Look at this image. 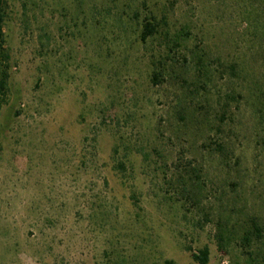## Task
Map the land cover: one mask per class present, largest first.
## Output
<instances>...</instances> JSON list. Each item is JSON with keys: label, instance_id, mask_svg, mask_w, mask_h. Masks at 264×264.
I'll use <instances>...</instances> for the list:
<instances>
[{"label": "rangeland", "instance_id": "rangeland-1", "mask_svg": "<svg viewBox=\"0 0 264 264\" xmlns=\"http://www.w3.org/2000/svg\"><path fill=\"white\" fill-rule=\"evenodd\" d=\"M5 1L0 264H264V0Z\"/></svg>", "mask_w": 264, "mask_h": 264}, {"label": "trees", "instance_id": "trees-1", "mask_svg": "<svg viewBox=\"0 0 264 264\" xmlns=\"http://www.w3.org/2000/svg\"><path fill=\"white\" fill-rule=\"evenodd\" d=\"M5 14H6V1L0 0V108L4 102V97L7 92L8 79H9V75L7 73L8 53L4 46L5 38L3 32L4 21L6 16ZM156 32H157L156 25L151 21L146 20L142 26V31L140 33V40L142 42H145L147 38L154 35ZM153 79H154L153 82L155 84L159 82V74L154 73ZM261 232H262L261 228L256 223H252V230H248L247 232H245L243 241L249 243L252 240V237L259 239L261 238ZM192 258L194 261H197L200 264H206L208 262V249L203 248L198 252L197 255L192 254Z\"/></svg>", "mask_w": 264, "mask_h": 264}]
</instances>
